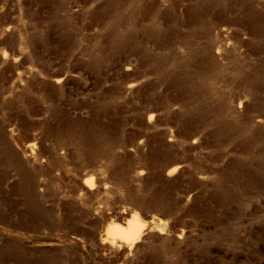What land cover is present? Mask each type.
Here are the masks:
<instances>
[{"label":"rangeland","instance_id":"374dc122","mask_svg":"<svg viewBox=\"0 0 264 264\" xmlns=\"http://www.w3.org/2000/svg\"><path fill=\"white\" fill-rule=\"evenodd\" d=\"M0 264H264V0H0Z\"/></svg>","mask_w":264,"mask_h":264},{"label":"bare ground","instance_id":"6f19581e","mask_svg":"<svg viewBox=\"0 0 264 264\" xmlns=\"http://www.w3.org/2000/svg\"><path fill=\"white\" fill-rule=\"evenodd\" d=\"M129 224H130V227L138 226V225H141V221H140V219H134V220H131ZM106 226H105V228H106L105 231L107 232V234L113 235V236H119V237H121L122 240H124L126 242L130 241L131 234H132L131 231H127V233H125L121 228H115V226H114V228H109Z\"/></svg>","mask_w":264,"mask_h":264}]
</instances>
